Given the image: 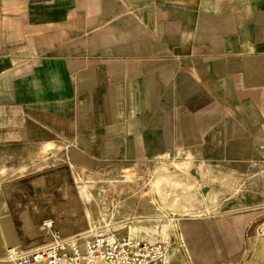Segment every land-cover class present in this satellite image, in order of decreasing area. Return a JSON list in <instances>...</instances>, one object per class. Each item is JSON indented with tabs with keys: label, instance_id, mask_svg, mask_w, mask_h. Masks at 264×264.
Returning <instances> with one entry per match:
<instances>
[{
	"label": "crops",
	"instance_id": "0c3cea01",
	"mask_svg": "<svg viewBox=\"0 0 264 264\" xmlns=\"http://www.w3.org/2000/svg\"><path fill=\"white\" fill-rule=\"evenodd\" d=\"M173 154L170 262L264 264V0H0V176Z\"/></svg>",
	"mask_w": 264,
	"mask_h": 264
},
{
	"label": "rangeland",
	"instance_id": "374dc122",
	"mask_svg": "<svg viewBox=\"0 0 264 264\" xmlns=\"http://www.w3.org/2000/svg\"><path fill=\"white\" fill-rule=\"evenodd\" d=\"M59 157L44 156L36 168L34 161H26L36 174L0 176L10 188L0 191V204L10 203V208L0 207V253L45 245L55 234L64 238L114 229L164 242L170 256L176 252L179 258V199L185 194L184 184L193 182L180 176L177 154L148 165L101 169L72 166ZM19 166L22 159H0V169Z\"/></svg>",
	"mask_w": 264,
	"mask_h": 264
},
{
	"label": "built area",
	"instance_id": "2783aa9c",
	"mask_svg": "<svg viewBox=\"0 0 264 264\" xmlns=\"http://www.w3.org/2000/svg\"><path fill=\"white\" fill-rule=\"evenodd\" d=\"M0 264H173L169 247L161 241H145L123 231L55 234L42 246L9 249Z\"/></svg>",
	"mask_w": 264,
	"mask_h": 264
}]
</instances>
